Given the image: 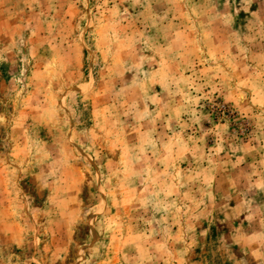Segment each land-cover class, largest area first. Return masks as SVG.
<instances>
[{"label":"rangeland","instance_id":"obj_1","mask_svg":"<svg viewBox=\"0 0 264 264\" xmlns=\"http://www.w3.org/2000/svg\"><path fill=\"white\" fill-rule=\"evenodd\" d=\"M0 264H264V0H0Z\"/></svg>","mask_w":264,"mask_h":264}]
</instances>
